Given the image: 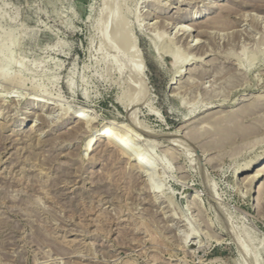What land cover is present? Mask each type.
Returning <instances> with one entry per match:
<instances>
[{
  "label": "rangeland",
  "instance_id": "374dc122",
  "mask_svg": "<svg viewBox=\"0 0 264 264\" xmlns=\"http://www.w3.org/2000/svg\"><path fill=\"white\" fill-rule=\"evenodd\" d=\"M0 46V264H264V0H0Z\"/></svg>",
  "mask_w": 264,
  "mask_h": 264
},
{
  "label": "bare ground",
  "instance_id": "6f19581e",
  "mask_svg": "<svg viewBox=\"0 0 264 264\" xmlns=\"http://www.w3.org/2000/svg\"><path fill=\"white\" fill-rule=\"evenodd\" d=\"M211 8V7H210ZM197 26V25H196ZM221 27V26H220ZM182 29V35H187L188 37L190 36V33H187V29L186 28H181ZM154 44L153 43H151V47L153 46ZM165 48H167V50H168V53H170V54H172L174 51H171L170 50V48L169 47H165ZM2 49H3V47L2 46H0V55H1V53H2ZM173 57V56H172ZM1 56H0V71H1V69H3V68H5V66L6 65H2L1 64ZM174 59V60H173ZM175 58H172V61H174V64H175ZM186 61L187 60H183V62H182V64H185L186 63ZM187 64V63H186ZM179 72V70H177V73ZM3 76H5L6 78H8V79H12L13 80V78H11V77H9V75L8 74H1L0 73V78H2ZM16 78V77H15ZM15 78H14V80H15ZM5 79V78H4ZM7 79V80H8ZM18 79V78H17ZM6 80V79H5ZM9 81V80H8ZM3 97V96H2ZM5 97H7V96H5ZM8 97H10V96H8ZM37 98V97H36ZM36 98H33L32 100L33 101H35V102H37V103H40V104H42L41 102L43 101H41L40 99H39V97L36 99ZM11 99V98H10ZM14 99V98H13ZM31 99V98H30ZM31 103V102H30ZM34 104V103H33ZM32 104V105H33ZM44 106V105H43ZM84 110L83 109H79V110H76L75 112H74V114L72 113V114H70L69 115V120H71L72 118L74 119V120H76V122H77V126L79 125L78 123H83V124H86V126H88V124L90 123V126H91V123L93 122H90V119L88 120V119H85V116L82 114V112H83ZM69 114V113H68ZM68 117V116H67ZM67 120V119H66ZM68 121V120H67ZM94 123V122H93ZM136 123V122H135ZM138 123V122H137ZM114 124L115 123H112V122H107V123H104L102 126H100V127H94L93 126V128H90L89 130H88V132L91 130V132H90V135H89V137H88V139H87V143L85 144V151H91V150H93V148H94V146H96V145H98V144H100V143H105V146H107V148L108 149H115V150H117L120 154H121V156L122 155H125L126 156V154H127V149L126 148H124L125 147V145H126V139H127V137H126V139L124 138L125 136H123V135H118V132H116L115 134L113 133V131H112V128H113V126H114ZM118 124V123H117ZM131 124V123H130ZM136 125V124H135ZM139 125V124H138ZM117 126V125H116ZM76 127V126H75ZM79 127V126H78ZM81 128H82V126H80ZM119 127V126H118ZM120 127H125V126H121L120 125ZM119 127V128H120ZM129 127V126H128ZM131 127V126H130ZM129 127V128H130ZM133 127V126H132ZM141 127V126H140ZM80 128V129H81ZM84 128V127H83ZM87 128V127H86ZM128 128V129H129ZM78 130H79V128H77ZM114 129V128H113ZM141 129H144L143 127H141ZM125 130H127L126 128H125ZM75 131V130H74ZM133 131V130H132ZM119 132H121L120 130H119ZM125 132V131H124ZM134 133V132H133ZM149 133V132H148ZM152 133V132H151ZM117 134V135H116ZM138 135V134H137ZM154 135V134H153ZM127 136H129V135H127ZM133 136V135H132ZM139 136V135H138ZM128 141V140H127ZM126 149V150H125ZM130 155V154H129ZM124 156V157H125ZM132 156V155H131ZM130 156V157H131ZM126 157H129L128 156V154H127V156ZM126 158V159H133L132 157L131 158ZM130 162V161H129ZM133 162H134V164L136 165V167L138 166L140 169H142V168H144L143 166H144V163L141 161V160H139L138 158L136 159V157H135V160H133ZM132 162V163H133ZM137 167V169H139ZM139 169V170H140ZM262 170V169H261ZM142 171H144V169H142ZM140 172H141V170H140ZM145 172V171H144ZM260 172H262V171H260ZM147 175H148V173H147Z\"/></svg>",
  "mask_w": 264,
  "mask_h": 264
}]
</instances>
